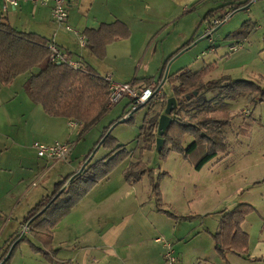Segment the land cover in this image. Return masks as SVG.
Returning <instances> with one entry per match:
<instances>
[{"label":"crops","instance_id":"0c3cea01","mask_svg":"<svg viewBox=\"0 0 264 264\" xmlns=\"http://www.w3.org/2000/svg\"><path fill=\"white\" fill-rule=\"evenodd\" d=\"M241 1L243 0H66L70 14L69 24L81 32L97 30L102 24L116 21H122L130 28V37L118 39L109 44L104 58L92 54L87 46L82 47L74 33L54 21L52 4L42 5L34 3L32 0H19L18 5L14 6L12 0H0V21L10 24L18 31L36 33L46 38L47 41H55L70 58L82 61L89 69L94 70L102 77L110 75L116 83L119 81L132 83L134 87L137 86L138 90H144L148 87L138 84V78H152L155 81L165 60L185 46L197 29H203L205 35L210 23L205 20L209 11L218 9L227 3ZM197 2L198 4H196ZM193 6L194 8L191 9ZM240 10L243 8L238 11ZM222 25L218 26L216 30ZM176 32L184 33V35L180 37V33L179 38L173 43V48L167 50L165 43L171 37L170 34ZM203 37L202 35L199 39L202 40ZM159 42L162 43L161 49H159ZM210 51L216 52L218 49L214 47ZM142 56L146 64L143 69L144 73L140 76V72L130 71L129 66L138 64L143 59ZM148 59L156 61L160 68L150 72L147 66ZM19 77L24 79L21 81L15 79L7 85H0V97L8 100L16 99L21 91H25L28 96L20 97L25 103L21 113L26 117L22 119V124L19 127V129L22 128V132L19 134L21 140L17 141L14 138V141L23 143L24 139L31 135L30 139H33V142L29 139L30 144L24 147L27 149L28 158L25 154L18 166L20 175L18 176L20 178L18 186L26 180L27 176L30 180L32 179L31 185L35 186L38 180L47 183L48 186L43 184L44 189H40L36 194L35 201L40 199L36 202L38 204L49 195L48 191L52 189V186L54 191L58 182L82 167V162L75 160L78 159L74 155L75 149L80 145V142L82 143L93 136L95 128L101 127L102 124L98 123L93 131L77 141L75 137L78 135L77 130L80 125L76 128L71 127L74 129L71 131L69 129L70 119L47 114L41 105L30 99L26 92L25 84L30 74H23ZM15 83H17L16 86H14ZM153 87L160 88V85H153L150 88ZM117 109L118 107L113 109L114 113ZM113 110H110L106 116L107 119ZM119 115L121 116V114ZM36 141L46 144L74 142L72 144L73 151L70 157L65 160L67 165L60 166L59 163L49 165V161L52 160L44 163L37 156L33 147ZM15 145L17 146V144ZM250 165L247 166L250 168ZM129 166L130 164L126 168ZM125 169H123L121 177H117L116 180H113L109 175L100 182L56 226L53 246L57 252L54 263L49 262L41 253L33 254L26 250L16 257L13 264H165L164 241L173 245L178 257V264H264V205L261 204L263 208H255L262 218L257 222L255 232L245 229L247 218L243 223L242 227L250 237L248 253L239 255L228 252L227 259L224 260L216 250L212 233L207 237L201 233L196 236H186L182 229H178V226L184 222L180 218L183 214L179 215L177 211L173 210L174 204L169 198L168 192V190L171 192V188H165V182L167 178L172 177L171 175L162 179L161 191L163 203L166 209L174 214V217L160 211L157 204L154 203L149 211H145L150 206V200L147 201L140 195L139 182L129 184L125 180L123 175ZM8 170L11 169L8 168ZM22 172H30L31 175ZM53 172L56 173L52 178ZM247 178L245 182L238 183L239 185L234 188L233 198L235 199L240 192L244 191L247 195L240 203L254 205L255 202L252 201L251 196L254 192L253 188L263 184L264 176ZM147 186L148 191L152 190L151 184ZM236 203L238 202L234 203V207L239 205ZM222 206L224 207L225 204L222 203L218 209H221ZM225 207L220 212L230 211L234 208H230L232 206ZM220 212L215 232L219 229L222 216ZM204 213H214V211L205 210ZM27 214L18 222H12L8 232L5 230L2 233V236L5 235V245L0 247L1 251L8 241L23 232L24 224L22 222ZM257 225H260L259 232ZM159 238L164 241L158 240Z\"/></svg>","mask_w":264,"mask_h":264},{"label":"rangeland","instance_id":"374dc122","mask_svg":"<svg viewBox=\"0 0 264 264\" xmlns=\"http://www.w3.org/2000/svg\"><path fill=\"white\" fill-rule=\"evenodd\" d=\"M247 21L250 22L251 26H254L248 38H245L243 42L242 40L238 41L236 38H232V34L239 30ZM170 30L171 28L169 31ZM202 30L203 29H200L199 33ZM180 33L176 32L170 34L171 37L168 39L167 43H165L167 50L171 47L173 48V43L179 38ZM183 35L184 33H181L180 37ZM161 44L160 42L158 43L159 49L162 48ZM232 45H237L238 49L236 51L231 50L230 47ZM214 47H216L218 51H210ZM174 59L171 60L170 73L176 72L182 68H190L193 71H198L205 65L214 64V69L207 77V80L216 81L222 77L228 76L231 78L228 82L247 80L258 82L264 86V0H255L251 2L248 8L235 12L225 24L214 31L213 35L203 38L196 45H193ZM145 64L146 62H144L143 58L138 64L130 65L129 70L140 72V76H142ZM147 66L150 72L160 68V65L151 59L147 60ZM161 73L162 68L159 76H157L154 81V83L156 82L154 85L159 84L161 88H157L158 90L160 89V93L156 98V104H158L156 105V109L158 112L163 110L162 106H164V104L165 109L168 105V98H163V100L162 97H164V95H167L166 97H172L173 95V89L169 82L163 84L162 81V83H159ZM23 79L24 78L21 77L17 78L19 81ZM143 79L144 77H139L137 83L145 84ZM16 84L17 83H15L14 86H16ZM119 84H123V82L119 81ZM134 89L137 90V86L134 87ZM110 91L109 103H111V106L116 103L113 109L118 107L117 111L114 113V110L111 109L113 113L109 115V119L106 118L108 113L100 121L101 123L99 122L102 126L95 128V134L90 136L86 141L80 142V145L75 149L74 155L78 158L75 160L83 162L85 156L90 152L91 154L89 157H92L93 161H97L106 156L109 152L108 148L102 145L97 148L102 141L100 139L105 129L111 122L116 121L117 123L121 121L122 119L119 118L126 113H128L129 118L133 115L131 121H124L117 124L113 128L111 134L117 139L118 144L126 145L128 150H132L134 154L131 158L119 164L109 177L113 180H116L117 177H121L123 169L131 164L132 161L135 162L137 160L146 162L148 168L154 172L156 181H159L161 185V176L163 178L164 176L171 175L172 177L167 178L165 182V188H171V192L168 189L166 190H168L170 195L169 198L174 204L173 210L177 211L179 215L183 214L181 216H190L187 219H182V222H184L178 226V229H182L186 236H196L201 233L203 236L207 237V235H211V233L215 232L217 217H219L218 213L220 210L225 209V206H232L230 208H233L235 202L240 204L243 197L246 198L247 193L244 191L238 194L242 198L238 195L235 199L233 198L234 194H232V191L239 185L238 183L245 182L248 179L247 177L264 176V101L260 99L252 100L250 95L225 101H223L218 92H211L207 95L208 99H213L214 101V113H222L219 116H226L225 113H228L230 118L227 120L228 122L224 125L222 130L224 136V149L218 152V154L200 171L195 168V164L206 152H208L209 146L207 144L201 145L187 157L174 149L167 150L163 155L160 154V151H158L156 147L158 136L153 149L145 148V142L142 138H138V136L145 115L154 111L151 102L147 105V101L144 103H137L135 107L141 108L133 113L136 109H132L130 102L133 100H129V98L131 99L129 93L114 95L111 86ZM25 96V91H21L16 99L8 100L0 97V226H2L0 230V247L5 245V235L2 236V233L5 230L8 232L12 222L21 220L28 211L36 205V202L40 200L38 199V201H35L37 198L36 194L40 189H44L43 184L48 186L47 183L40 182V180L36 181L38 185L36 183L35 186L31 185L32 179L30 180L28 176L26 180L18 186V181L20 180L18 177L20 176L18 173V166L25 154L28 158L27 149L24 147L30 144L29 139L32 137L31 135L27 136L28 138H25L23 143L14 141V138L17 141H19V139L21 140L19 134L22 132V128L19 129V127L22 124V119H24L26 115H22L21 113L24 109L23 107H25V103L20 97L25 98ZM115 98H118V100L122 99L117 102L114 100ZM193 107V104H189L187 107L188 111H184L182 117L188 119L191 113L195 111ZM163 113L164 112H161V115ZM119 114H121V116ZM93 128L87 134L93 131ZM69 129L71 131L74 130L71 127ZM77 136L75 137L76 139ZM194 139L193 136L187 134L183 142V147L187 149ZM30 140L33 142V139ZM97 142L100 143L96 145ZM15 144H17V146ZM40 158L44 163L49 160L47 158ZM57 163H59L60 166L67 165L65 161H49V165H56ZM248 164H251L250 168L247 166ZM8 168L11 170H8ZM3 170L8 171L1 172ZM22 173L31 175L30 172ZM53 173L52 178L56 172ZM158 178L159 180H157ZM262 183L263 184L254 187V192L251 194L253 198L252 201L255 202L253 203L255 208H263L262 205H264V182ZM150 184L151 181L149 177L145 176L138 185V187H140V195L147 201L150 200V206L146 208L145 211H149L153 203L157 204L156 196L153 197L155 195L153 190L148 191L146 188V186ZM48 192L49 195L53 192V186ZM222 203H224L225 206L218 209ZM205 210H211L214 211V213H204ZM173 219L177 220L176 218ZM259 219L262 218L257 210L250 212L247 216L245 229L255 232L256 224L259 222ZM259 226L260 225H257L258 232ZM253 236H255V234H253ZM35 243L39 246L38 242L35 241ZM26 250L33 254H39L35 251L31 243L23 241L15 249L10 264H13L16 257Z\"/></svg>","mask_w":264,"mask_h":264},{"label":"trees","instance_id":"16d2710c","mask_svg":"<svg viewBox=\"0 0 264 264\" xmlns=\"http://www.w3.org/2000/svg\"><path fill=\"white\" fill-rule=\"evenodd\" d=\"M251 2L252 0H243L224 4L218 9L209 11L205 20L211 22L215 17L225 15L230 9L234 13L241 8H248ZM193 8L194 6L191 7V9ZM214 14L215 16L213 17ZM253 28L254 26H251L250 22L247 21L231 37L243 42L245 38H248ZM198 33L199 29L185 46L166 59L162 67L161 83L168 63L177 57L182 50L193 44L199 38ZM86 35L88 38L87 47L92 54L99 58H104L109 44L118 39L129 38L131 31L127 24L122 21H116L110 24H102L97 30H88ZM47 44L46 38L36 33L21 32L10 24L0 21V85H7L23 74H30L25 84V89L30 99L34 103L41 105L44 111L51 116L75 119L80 122L77 136V141H80L111 110L109 103L111 95L110 84L105 77L100 76L94 70L89 69V67L87 71H78L64 63L52 62ZM214 66V64H208L198 71L182 68L176 72L169 73L166 81L172 86V97L176 99L177 104L169 110L173 122L163 135L164 146L160 154L163 155L167 150L174 149L187 157L201 145L207 144L209 150L195 164L197 170H201L218 152L224 149L222 130L230 118L228 113H225L228 117L219 116L222 114L220 112L214 113V101L213 99H208L207 95L211 92H218L223 101L250 95L252 100L260 99L264 101V86L258 82L247 80L228 82L231 79L228 76L216 81L207 80ZM143 81L146 87L154 85L152 78H145ZM160 89H157L154 96L146 103L147 105L151 102L154 111L145 115L138 136L145 142V148L147 149H153L158 136L161 112L166 110L165 104L162 106L163 110L161 112L156 109V105H158L156 104V98L160 93ZM166 96L161 97L162 99L168 98L169 101L171 97ZM189 104H193L195 111L191 113L188 119H185L182 114L184 111H188L187 107ZM140 108H137L133 113ZM124 116L119 119H123ZM132 116L129 120L124 121H131ZM115 123L116 121H113L107 126L100 140L105 137ZM187 134H190L195 139L185 149L183 142ZM70 143L74 144V142ZM99 143L97 142L96 145ZM101 145L109 149L106 156L97 161L92 159L73 180L70 181L77 171L64 177L55 185L52 194L43 198L28 212L22 224L28 225L29 230L15 246L11 256L4 264H10L15 249L23 241L31 243L35 251L41 253L49 262H55L57 250L53 246V240L56 226L100 182L106 179L119 164L134 154L132 150H128L126 145L118 144L117 139L111 133ZM90 154L91 152L84 158L82 164L89 158ZM123 175L129 184L138 183L144 176H148L152 184V190L156 195L157 207L160 211L174 217V214L169 212L163 203L161 183L156 181L154 172L148 168L146 162L142 160L132 162L124 170ZM163 178L161 176V179ZM64 187L65 189L61 194L41 213ZM255 210V207L249 203H240L230 211L220 212L222 216L219 222V229L217 232L212 233V237L218 254L224 260L227 259L228 252H234L239 255L248 253L250 237L242 226L248 214ZM189 217L181 216L180 218L187 219ZM177 218L179 217L177 216ZM21 234L14 236L8 241L1 251L0 263L6 258L11 246L19 239ZM35 241L39 243V246L36 245Z\"/></svg>","mask_w":264,"mask_h":264},{"label":"built area","instance_id":"2783aa9c","mask_svg":"<svg viewBox=\"0 0 264 264\" xmlns=\"http://www.w3.org/2000/svg\"><path fill=\"white\" fill-rule=\"evenodd\" d=\"M18 1L19 0H12V4L14 6H17ZM32 1L34 3L42 4V5L52 4V16H53L54 21L59 26H63L69 32L74 33L78 37L79 44L82 47L87 46L88 39H87L86 33L77 30L76 28H74L73 26L69 24L70 14H69V8H68V4L66 0H32ZM254 1L255 0H253L252 2ZM232 14H233V11L231 10L221 17L217 16L214 19H212L211 22L207 26L205 35L204 34L203 35L209 36V37L213 35L216 28L222 25L223 23L227 22L232 16ZM47 46L50 50V58L52 62L58 63V64L64 63L70 66L71 68H73L74 70H78V71L88 70V67L82 61H78V60H74L70 58L67 55V53L64 52L63 49L55 41L53 40L48 41ZM230 48L231 50L236 51L238 49V46L232 45ZM105 79L110 84L114 95L115 94L122 95L123 93H129V95L131 96V99L129 98V100L130 101L133 100L132 102H130L132 105V109H137V107H135L137 103H144L146 101L148 102L157 91V87L146 88L144 90H138V89L136 90L134 89V85L132 83H123V84L116 83L113 81L110 75L106 76ZM123 98H126V97H123ZM121 99L118 100V98H115L114 100L118 102ZM114 105L111 106V103H110L111 107H113ZM127 119H129L128 113L125 114L124 116V120H127ZM69 125L70 127L76 128L80 125V122H78L75 119H70ZM33 147L35 148L39 157L47 158L49 160H54V161L67 160L73 151V146L69 142H55L52 144H46L43 142L36 141L33 144ZM28 230H29V226L24 224L23 232H25L26 234ZM158 240L164 241V239L162 238H159ZM164 247L166 249L164 253L165 264H178V257L175 253L173 245L164 241Z\"/></svg>","mask_w":264,"mask_h":264},{"label":"water","instance_id":"95a60500","mask_svg":"<svg viewBox=\"0 0 264 264\" xmlns=\"http://www.w3.org/2000/svg\"><path fill=\"white\" fill-rule=\"evenodd\" d=\"M250 6V5H249ZM248 6V7H249ZM247 8V7H246ZM245 9V8H243ZM203 35V31H201L199 33V37H201ZM204 36V35H203ZM206 37H209V36H204L203 38H206ZM202 38V39H203ZM201 39H198L197 41H195L193 44H191L189 47H186L183 51H181L180 54H182L183 52H185L187 49H189L190 47H192L193 45H196ZM170 67H171V63L168 64L167 66V69H166V73H165V76H164V79H163V84L167 81V78H168V74H169V71H170ZM177 104V101L174 97H171L168 101V105H167V108L165 110V112L160 116V119H159V125H158V138H157V150L158 151H161L163 146H164V138H163V135L167 132V130L169 129L170 125L172 124L173 122V119L172 117L170 116L169 114V110L170 108L176 106ZM124 119H122L121 121H118L117 123H115L110 129L109 131L106 133L105 137L102 139L101 143L104 141V139L112 132L113 128L123 122ZM101 143L100 145L97 147L99 148L101 146ZM92 157H89L82 165V167L71 177L70 181L73 180L78 174H80L83 169L86 167V165L91 161ZM65 189V187L59 192L57 193V195L54 196V198L51 200L50 203L47 204V206L41 211V213H43L49 206L50 204L61 194V192ZM40 213V214H41ZM25 235V232H22L21 236L19 237V239H17L13 245L11 246L10 248V251L8 253V255L6 256V258L0 263V264H4L6 262V260H8V258L11 256L15 246L21 241V239L24 237Z\"/></svg>","mask_w":264,"mask_h":264}]
</instances>
